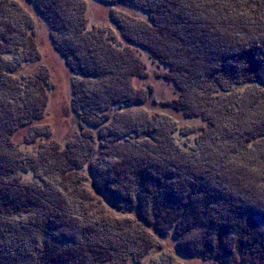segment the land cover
<instances>
[{
    "label": "trees",
    "instance_id": "1",
    "mask_svg": "<svg viewBox=\"0 0 264 264\" xmlns=\"http://www.w3.org/2000/svg\"><path fill=\"white\" fill-rule=\"evenodd\" d=\"M29 1L53 29L50 8L40 0ZM98 1L122 3L150 14L154 25L142 24L134 31L125 23L123 38L130 45L145 47L170 68L163 78L173 83L179 96L167 105L185 119L200 118L205 125H181L168 115L143 110V120L132 118L123 128L109 130L112 146L122 149L109 166L100 163L99 174L93 167V152L84 149L88 146L80 143L76 148L72 143L62 151L50 147L54 163L48 168V161L41 159L47 154L32 159L27 169L33 171L34 181L27 182L22 176L25 162L17 155L12 135L40 119L48 71L44 68L35 77L39 103L35 99L32 107L16 97L21 87L14 76L18 67H11L5 58L11 54L8 45L16 33L11 25H29L27 30L33 25L14 3L9 5L17 16L7 1H0V161L8 158L7 168L0 163V239L8 258L13 264H142L154 248L152 236L167 234L187 256L213 259L214 264H264V90L250 85L258 82L264 89V0ZM65 3L49 5L70 13L74 21H69L68 32L92 41L90 56L101 54L103 60L82 69L69 59L70 44H54L63 50L72 70L93 78L102 75L108 80L105 84H112L106 91L110 96L101 90L97 98V92L90 91L94 101L81 98L83 103L75 109L84 111L85 125L94 130L108 121L115 125L122 115L116 106L150 100V93L145 95L134 86L142 61L128 45L119 49L106 44L103 30L90 31L80 1L69 11ZM32 40L22 32L21 42L15 44L17 49L25 48L29 61L40 58ZM3 65H8L6 71ZM192 135L195 139L190 141ZM131 136L136 142L128 140ZM146 138L149 141H142ZM183 140H189V145L181 144ZM79 171L84 172L81 178ZM104 199L113 207L129 206L134 217L106 215ZM77 201L87 208L70 209ZM75 214L84 219L77 228ZM18 252L26 260L12 258ZM6 256L0 252V264H6Z\"/></svg>",
    "mask_w": 264,
    "mask_h": 264
},
{
    "label": "rangeland",
    "instance_id": "2",
    "mask_svg": "<svg viewBox=\"0 0 264 264\" xmlns=\"http://www.w3.org/2000/svg\"><path fill=\"white\" fill-rule=\"evenodd\" d=\"M0 1H7L9 6L8 9H14L15 16H17L15 8H20L22 10V15L25 14L28 16V18L31 20L29 24L32 23L33 25L29 31L27 30V26L30 27L29 25H26L24 28H22V26H17L15 23L13 24L10 22L12 23L11 28L14 31L16 30V33L12 34L8 45L11 50V54L5 58L6 60L8 58L7 61L10 63L12 62L11 67H18L14 73V76L17 79V83H19L21 87L19 86L20 94L18 96L16 95V97L22 98L25 103H30L32 107L36 105L35 99L39 103V95H37L38 92L36 93L34 91V88H37L35 77L37 76V73H39L44 68L48 71L47 82L45 81V84L43 85L46 90H44L45 94L41 99L45 105V108L43 109L44 111H42L40 119L37 122H29L25 126L19 128L17 132H14L13 135L11 134L12 140L16 145L15 147L17 155L25 162V164H21L25 168L24 175L22 176H24V179L27 182L32 183L34 181L33 171L27 169L32 166V159L38 160L44 153L45 155L47 154L46 156H42L41 159L43 162H46V160L48 161V165H45V168H48L49 164H52L53 162L50 154V147H53V151H55V146H57L56 149L58 151H62L68 147L69 144L72 145V143L77 146L76 148L80 146V143L85 144V147L88 146L84 149H87L88 151L91 150V152H93V167L96 169V173L99 174V167L103 168L100 163L106 162V164L109 166L110 162L115 160V156H120L122 149L117 145L115 147L112 146L111 142L113 136H111L110 131H115L118 129V126L123 128V125L128 124L132 118L139 121L143 120V110L148 111L149 114L159 113V115H168L172 118H175L181 125H205V122H203L200 118L185 119L181 112L174 111L167 105V102H170L171 100H175L177 102V97L179 96V92L176 91L173 83L163 78L167 74L169 75L170 68L164 66L161 60L153 57L151 52L145 47L130 45L129 42L124 40L123 26H125V23L130 27V30L134 28V31H139L142 24H147L149 26L154 25L153 22L150 21V14L147 12L133 7H130L129 9V7L122 3L105 4L99 2L98 0H61L63 3L64 1L66 2L65 5L68 7V11L69 9H73V5L78 6L77 1H80L82 6L81 14L83 15L88 29L91 31L92 28L97 27V30H103V41L114 48L121 49L119 46L125 47L128 45L133 49L135 52L134 54L139 57V59L142 61V65L144 66L142 71L139 73L141 75L134 78V86L136 89L142 88L141 90L144 91L145 95L150 93V100L145 104L133 105L129 107L126 106L127 108L123 105L116 106V110L122 113V115L117 116V123L114 125V123L108 121L105 123L104 127L97 126L95 127L97 129L94 130L93 127L91 128V126L88 127L85 125L88 120L86 121L84 118V111L81 109L78 111L75 109V105H78L79 102L83 103L81 98H86L88 100L93 98L94 101L95 96L93 95L94 97H90V91H96L98 94V96L96 95L97 98H100L101 90L108 94L107 97L110 96L109 92L106 91H109L108 86L112 84H105L108 80L107 78L102 77V75H97L95 78H93L86 76L87 73L83 75L81 70H72L67 64V60L64 56L65 53L62 52L63 50H60V47L58 48L54 44V41H56V43L62 47L69 46L66 45V43L70 44V47H68L67 50L71 55L69 59H72V62L74 63H79L81 68L84 69L86 68L87 64H98V62L103 60L101 54L96 57L90 56L89 46L92 41L86 39L88 41L87 42L83 36H80L81 38H79L78 36H73L74 33L68 32V23L71 21V19L74 21V18L69 17L70 13L67 15L66 11H64L63 14V12L59 10L58 6L56 7V5H52V7L49 5V3L56 4V2H59L60 0H40L45 8H50L49 14L51 16V20L53 21V29L55 27L54 30L52 29V26L49 24V22L42 17L35 5H33L29 0ZM10 3H14L16 7L11 8V5H9ZM114 19L120 23L119 26H121L120 28L122 30H120V28L117 26ZM7 21H10L8 17L5 18L6 23ZM22 32L26 36L33 38L32 42L34 45L36 44L37 52L40 56L38 60H25V57L28 55L26 54L25 48L22 46V48L19 47V49H17L18 46L15 44H17V42H21L20 40ZM113 39H117V42H114ZM118 41L121 44H118ZM72 53L74 54V57ZM75 59L78 60V62L75 61ZM7 66L3 65V69L5 71ZM144 71H146V77L143 76ZM15 82L16 81L14 79L13 84L16 88L18 84L16 85ZM8 84L10 85V83H5V86L8 87ZM250 85L251 87H256L260 91L264 90L262 87H260L258 82H252ZM10 91L11 89L9 88L7 91L8 95H10ZM117 92L124 93L125 90L119 89ZM104 96H101V98ZM229 96L232 97L233 94H230ZM219 97L220 99L226 98V95H220ZM232 100H234V98ZM24 102L22 104H24ZM0 110L2 109L0 108ZM208 130L209 129L206 130L205 135ZM38 134H47V137H44V135L39 137L37 136ZM134 138L135 137L131 136L128 138V140H133L136 142ZM194 139L195 135L190 136V141H193ZM143 140L149 141L147 138L142 139V141ZM88 141L89 143L87 144ZM124 141L129 142L126 139H124ZM188 141L189 140H183L181 141V144L189 145ZM113 142H116V140L113 139ZM80 149L83 150L82 146ZM116 153L118 155H115ZM78 155V158L80 159L81 152L79 150ZM182 158L185 159V155ZM5 159L8 158H3L0 163L1 166L7 168V163L4 162ZM139 159L142 160V158ZM139 159L134 161L135 164L140 161ZM76 161L79 162L80 160L77 159ZM19 170H21V168ZM82 172H80L78 175L80 178L84 175V172L83 175ZM49 179L52 182H62L58 178ZM74 181L77 182L76 180ZM90 182H92V180H90ZM85 186V188L89 190L93 196H95L94 191L91 190V186L89 187L86 184ZM103 202V208L106 212V215H111L116 219H132V217H134L133 210L129 206L118 205L120 208L116 209L118 206L113 207L109 201L104 199ZM84 207L87 208V206ZM84 207H80L77 201L75 205L73 204V208L71 207L70 209L73 211L75 209H77V211H82V208ZM80 214L82 215L81 212ZM77 216L80 215L75 214V216H72L74 217V220H77V222H75L76 228L83 225L82 220H84ZM165 235L161 237L160 235L156 236L154 234L152 236L154 237V248L144 258L142 264H160L163 261L167 263L173 262V264H214L213 259H205L201 256H187L182 254V252L178 251L179 249L176 248L174 237L172 235ZM169 249L172 251H169ZM7 251L6 244L0 239V252L2 255H7V258L5 259L6 264H13V259L8 258L11 256ZM21 254L23 253L18 252L17 254L13 253L11 255H13L12 258L17 257L26 260V257Z\"/></svg>",
    "mask_w": 264,
    "mask_h": 264
},
{
    "label": "bare ground",
    "instance_id": "3",
    "mask_svg": "<svg viewBox=\"0 0 264 264\" xmlns=\"http://www.w3.org/2000/svg\"><path fill=\"white\" fill-rule=\"evenodd\" d=\"M157 168V167H156ZM219 188V187H218Z\"/></svg>",
    "mask_w": 264,
    "mask_h": 264
}]
</instances>
